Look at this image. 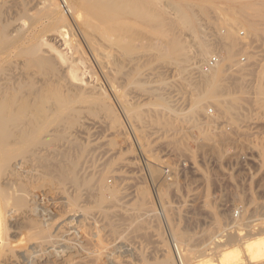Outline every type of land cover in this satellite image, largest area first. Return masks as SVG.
<instances>
[{
    "label": "bare ground",
    "instance_id": "6f19581e",
    "mask_svg": "<svg viewBox=\"0 0 264 264\" xmlns=\"http://www.w3.org/2000/svg\"><path fill=\"white\" fill-rule=\"evenodd\" d=\"M233 1L241 2L64 0L75 26L74 32L72 31L74 38L69 41L72 47L70 53H73L69 56L60 49V45L56 46L45 38L49 31L60 37L71 33V20L62 10L61 2L0 0V264H118L119 261L110 257L111 248L107 243L104 244L108 240H104L105 223L99 219L100 223H104L100 225L98 221L93 223L88 219H94V216L100 214L101 219L108 218L106 222H109L117 211L128 217L137 214L142 219L151 199L148 191L141 189L134 206L118 207L124 192L118 183L113 186L108 182L107 177L111 173L107 171L106 175L105 172H90L91 167H94L89 158L93 146L86 141L85 136L90 121L98 120L105 124V128L120 130L116 107L110 102L111 93L108 94L107 89L113 91V94L117 86L146 90L152 87L150 76H153L154 71L160 76L174 68L183 72L182 85L192 89L189 108L184 114H170L172 107L162 97L143 104L127 101L122 105L118 101L126 115L136 122L132 128L141 148L142 141L148 134V130L144 129V122L152 121L155 113L161 112L162 107L167 109V115L164 116L165 129L174 131L179 130L177 124L173 125L175 119L186 124L198 122V113L205 109L209 101L219 109L236 105L238 107L245 98V93H252L253 97L249 98L264 109L262 79L258 83L248 82L246 74L240 73L244 69L242 64L239 68L235 61L238 60L236 56L240 54L239 49L249 41L235 26L243 25L248 35L264 28V25L261 26L264 24V0L248 3L259 11L252 17L237 15L238 19L231 20L232 11L237 10L236 7H230V10L234 9L231 11L232 16L222 15L216 10L218 15L213 21V27H225V30H215L214 37L209 36L203 25V19L209 22L214 17L209 16L211 8L215 10L219 4L226 3L227 6ZM145 26L152 31L143 30ZM185 30L191 31L196 37L197 47L192 52L187 49L186 36V41L182 37ZM240 35L244 37L243 41L248 40L245 44H242L244 42H241ZM83 42L89 52H84L86 50L83 48L86 47L82 46ZM215 49L220 53L219 59L211 66L206 60L210 59L208 56ZM86 53L89 55H85ZM203 60L207 62V66L202 64ZM233 62L237 65L234 66ZM232 64V67H238L241 75L234 74L236 69H232ZM195 69L200 73L194 78L192 71ZM248 70L252 69L248 67ZM259 75L264 76V71H260ZM197 125L194 124V128L200 129V135L197 134L195 139L200 142L202 150L205 145L209 147L206 153L223 155L225 151L222 149L226 146L222 142L227 136L216 134L213 137L212 134H207L206 129ZM193 130H190V134ZM178 132L176 140L180 143L183 141L181 136L186 133L184 131L180 136L181 131ZM192 137L194 138L193 135ZM238 137L241 138V134L236 139ZM147 165L153 182L158 181L157 178L162 175L161 168L153 162H147ZM173 177L161 178L163 182L159 186L165 188L166 195L170 185L175 186L172 182L178 179L173 180ZM123 179V174L116 176L117 181ZM176 182L177 180L173 183ZM130 209L134 212H130ZM151 214L154 215L155 212ZM240 214L235 219L236 224L245 215L243 210ZM87 220L91 222L90 225L85 223ZM136 221L134 219L129 225L128 235L140 232L147 226H143L145 221ZM107 225L111 238L120 233L119 227L110 223ZM143 232L145 231L140 232L141 235H147ZM69 234L77 241L74 250L69 249L71 239H64ZM210 234L213 235L214 231L208 233L206 239H210ZM130 236L133 238V235ZM243 236L231 232L230 239L242 241L245 238ZM259 236L254 241H242L246 257L241 255L239 247L228 249L220 254V263L245 264L258 260L264 264V237L262 234ZM207 240L203 238L199 244ZM214 240L212 244H222L216 237ZM92 246L101 248L96 252ZM183 250L175 234L172 251H167L162 258L141 254L140 258L130 259L129 262L188 264ZM216 250L219 251L217 248ZM110 260L113 262L105 263ZM201 264L215 262L207 260Z\"/></svg>",
    "mask_w": 264,
    "mask_h": 264
},
{
    "label": "rangeland",
    "instance_id": "374dc122",
    "mask_svg": "<svg viewBox=\"0 0 264 264\" xmlns=\"http://www.w3.org/2000/svg\"><path fill=\"white\" fill-rule=\"evenodd\" d=\"M68 1L70 2V0ZM240 1V3L236 1L230 2L227 6L226 3L219 4L218 9L215 10L211 8L212 12L214 11L215 13L214 15L210 10L209 16H214L211 17V22H208L207 19H203L204 28L210 37L216 35V33H214L215 30L218 32L219 27L218 29L213 27L215 26L213 21H215V17L219 12L220 14L222 13V15H231L233 12L231 20L237 18V15L252 17L259 12L254 6H251V4L249 6L248 4L253 0ZM58 2H61L60 5H62V10H64L68 19L71 20V22H69L73 29L70 31L72 34L69 32L70 34L65 36L61 35L60 37L57 34L54 35L55 33H53V31H49L45 38L47 37V39H49L48 41L50 43H55L56 46L60 45V49H62L65 54L71 56L73 51L70 53L72 47L69 41L74 38L73 32L75 26L70 17V13L67 12L68 8L64 0H58ZM244 4L249 7H245ZM230 7H236L237 10L235 9V11H232L234 9L230 10ZM195 9L198 8L196 7ZM228 9L230 11H228ZM216 10L218 12L217 14L215 12ZM262 13L264 14V10ZM263 25L264 24L261 26ZM145 27L146 28L142 27L144 28L143 30L152 31L149 27ZM222 28L224 31L225 27H221L219 30ZM235 28L239 30V33L241 32L240 34L242 36L244 35V37L249 40L246 39L249 44L247 43L246 46H242V48H240L241 52H239L240 49L238 51L240 54L237 53L238 55L236 56L238 60L235 61L236 63L238 62L239 68H241L240 64H242V68H244L241 69L240 73L243 72L246 74L245 77L248 79V82L253 81V83H258V81L262 79L264 84V76L261 77L259 75L260 71H264V28L261 27L258 32L253 34L249 33L250 35H248V31L243 25L235 26ZM183 32L188 34L184 35ZM183 32L182 37H184V41L187 40V49L191 52L194 51L197 47L195 42L196 37H194L191 31L185 30ZM259 33L263 34L260 35ZM244 37L240 38V40L242 39L241 42ZM259 37L261 39H259ZM246 40H244L242 44H245L247 42ZM82 46L86 47L85 49L83 48V50H86L84 52H89V48L84 42ZM218 52L219 51L215 49L208 58H211L213 55L219 56L220 53ZM85 55L89 54L86 53ZM206 61L203 60L202 64L207 66ZM234 62L233 64L235 66L236 63ZM248 63L251 65H248ZM244 65L246 67H243ZM248 67L252 70H248ZM237 68L232 67V69L237 70H235L237 73L234 71V74L241 75ZM170 70L171 71L168 70L164 72L162 76L158 75L157 71L152 72L153 76H150V78L152 77V87H150V89L145 90L140 87L121 88L117 86L116 92L114 91L116 95L112 93L113 91L107 89L109 91H107L108 94L111 93L110 102L116 107L115 113L118 115L120 130L115 131L114 129H108V127L105 128L106 126H103L105 125L103 122H99L98 120L95 122L92 120L90 121L88 132L85 133V136H87L86 141L93 146L89 158L92 159L93 162H91V164H94V167H91L90 172L97 174L105 172L107 175L108 171L111 174H116L115 176H110L111 174L108 175L107 179L109 178L108 182L113 186L118 183L119 188L124 192L118 207L130 208L134 206L138 197L137 195L141 189L147 190L150 194L151 203L147 213L145 211V213L142 214L146 219L143 218L142 215H140L142 217V219H140L137 214L131 215L132 217L124 216L122 212L117 211L109 222H106L108 218L101 219L102 217L100 214L96 217L94 216V219L89 218L88 220L91 219L93 223L97 221L100 223V219L101 222L105 223L104 240H108H106L104 244L106 245L107 243L111 248L110 257H112V260L115 258L119 261L118 264H132L133 260L129 262L130 259H138L141 254L149 257L154 256L162 258L167 251H172L175 245V234L176 238L180 241L181 248L184 249L185 260L188 261H186L188 264H201L203 261L207 260L213 263L215 262V264H221L220 254L222 251L237 249V247L241 250V255L244 254L243 257H246L247 254L244 252L246 250L244 249L245 246L242 244V241H254L255 237L257 239L261 234L263 235L262 237H264V231L261 232V230H264V109L259 108V106L249 98L253 97V95H251L252 93H245L246 96L243 94L245 98L240 101V103L242 102L241 105L239 104L238 107L237 105L233 107L229 106L230 109H228L229 107L219 109L212 101H209L206 103L205 109L198 113V122L195 121L194 123L186 124L182 122V120H174L173 125L177 124V127H179L176 128L179 129L178 131H181L180 136L184 131L186 135L188 134V137L183 134V136H181L183 141L179 143L176 140L179 135L177 134L178 131L165 129L166 120H164V116L167 115V109L166 107H162V110H160L161 112L155 113V118H153L152 121L147 120L146 123L144 122V129L148 130V134L144 137L142 141L143 148H141L136 134L134 133V129L132 128L135 121H132L131 119L133 118L130 117V119L129 116L126 115L122 105L127 103V101L143 104L149 100L155 101L162 97V99H165V102H168L172 107L170 114H184L189 108L188 102L192 95V89L182 85L181 80L183 78V72L181 69L174 68ZM195 71H197V69L192 71V77L194 78L200 73L197 71L198 73L196 72L194 74ZM154 73L157 74L154 75ZM250 90L252 91V89ZM119 100L122 105L118 102ZM196 122L199 126L206 129L207 134H212L213 137L216 134L227 136V139L222 142L223 145L226 146L222 149L225 151L223 152L224 154L221 155L222 157L216 154L212 155L206 153L209 149L208 146L206 147L204 145L205 149L202 150L200 142L195 139L197 134L200 135V129L198 127L194 128V124L197 125ZM192 129L194 130L191 131V134L194 138L190 134V130ZM187 131H189V133H187ZM234 131L237 134L236 136ZM240 134L242 136L241 138L238 137L240 140L236 139ZM228 135L231 136L229 137ZM248 135H250L251 138ZM232 136L233 139L235 137V140L231 139ZM246 136L249 138H245ZM147 162L156 163V165L161 168L162 175L157 178V182H153ZM168 170L169 172H167ZM205 171H207V174H205ZM171 173L174 174L172 175ZM118 174L124 175L122 181L116 180ZM175 175H178V179H175L177 178ZM165 176H168L170 179L175 176L173 180H177L176 183L170 180L173 181L172 184H175V186L170 185V191L168 190V193L166 192L168 195L164 193L166 191H164L165 188L160 187L163 182L162 179ZM238 195L241 197L238 198ZM242 210L245 213L241 219L243 222L239 220L236 224L235 219H237L238 215V217H240ZM130 212L133 213L134 210L130 209ZM152 212H155V214H151ZM134 219L137 220L136 222L145 219V222L143 221V226L147 225L145 227H149V230L146 231V228L142 226V231H145L143 233L148 235L147 237V235L143 234L146 236L145 239L144 236L141 235L142 233H140L142 231L133 232L136 234L135 237L134 234L131 233L130 235H133V238L127 234L130 228L129 225ZM88 220L85 221V223L90 225L91 222ZM149 220L151 222H148ZM168 220L171 223L168 222ZM104 223H100V225ZM108 223L120 228V233L114 238L108 235ZM240 223L241 225H239ZM213 231L215 235L210 234L212 239L208 236L210 239L207 238V240V234ZM173 232H175V234H173ZM231 232L240 233L244 235L243 238H245L242 241L231 240ZM138 233L140 234L137 235ZM213 236L222 243L220 244L221 246L212 244V242H215V237L213 239ZM203 238L207 241L199 244ZM64 239H71L70 244H68L71 246L69 249L74 250L77 241L73 239V236L69 234L64 237ZM209 245L211 249L212 247H216L219 251L216 250V248L210 250ZM92 247V249L95 247V251L101 248V246ZM110 262L113 261L110 260L105 263ZM245 264H263V262L253 260Z\"/></svg>",
    "mask_w": 264,
    "mask_h": 264
},
{
    "label": "built area",
    "instance_id": "2783aa9c",
    "mask_svg": "<svg viewBox=\"0 0 264 264\" xmlns=\"http://www.w3.org/2000/svg\"><path fill=\"white\" fill-rule=\"evenodd\" d=\"M218 59H219V56H217V55L212 56V57L208 60L209 65L212 66V65L216 64V62L218 61ZM167 172H169V170H168Z\"/></svg>",
    "mask_w": 264,
    "mask_h": 264
}]
</instances>
